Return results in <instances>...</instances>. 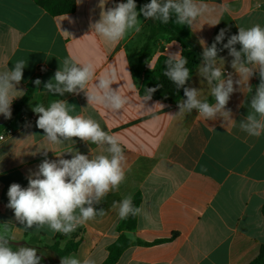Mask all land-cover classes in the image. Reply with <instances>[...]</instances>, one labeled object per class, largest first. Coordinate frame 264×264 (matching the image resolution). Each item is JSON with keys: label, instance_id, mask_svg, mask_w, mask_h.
Here are the masks:
<instances>
[{"label": "crops", "instance_id": "obj_1", "mask_svg": "<svg viewBox=\"0 0 264 264\" xmlns=\"http://www.w3.org/2000/svg\"><path fill=\"white\" fill-rule=\"evenodd\" d=\"M74 2L73 12L52 15L37 0H0V72L12 69L17 60H26L18 86L21 92L11 106L12 117L0 115V128L9 123L14 129L11 136L0 140V231L6 224L8 236L15 237L9 242L13 250L34 247L48 264H60L50 247L56 243L61 249L62 235H53L47 228L36 231L35 226L24 231L25 225L16 221L14 211L7 207V193L12 183L26 188V177L45 158L55 160L56 155L66 152L63 158L70 159L67 152L73 150L91 156L106 154L104 148L79 138H72L73 144L61 145L49 144L43 138V130L36 126L38 114L32 109L38 103L47 107L53 100L62 99L75 106L73 114L91 116L105 131L116 134L127 159L125 181L97 206L104 208L105 215L75 231L76 248L67 256H88L96 264H103L108 246L124 233L131 241L147 244L125 248L114 264L251 262L264 245V135L249 137L222 117L205 122L195 110L176 115L184 93L176 103L151 98L144 102V108L139 93L141 77L133 70L150 69L158 57L181 53V43H190L201 56L186 86L200 89L201 99L214 103L210 86L198 73L203 51L199 41L203 38L211 46L219 31L227 29L226 43L227 37L238 34V27L264 26V0H205L213 11L198 18L193 27L177 25L175 16L162 24L141 14V31L115 44L92 33L90 27L101 17V0ZM121 2L126 0H105L103 10ZM146 3L150 0H136L137 11ZM145 43L149 44V54L139 62L138 52ZM236 47L239 50L240 45ZM68 57L80 64L92 63L97 77L115 68L119 79L112 87L127 95L129 104L113 113L88 105L84 92L63 96L48 93L44 84L54 82V73ZM218 58H223V65L218 63L225 75L232 73L234 80L239 79L228 50L220 52ZM37 78L41 80L39 87L33 83ZM248 83L252 91H235L226 105L237 123L250 111L251 97L260 83L258 74ZM27 90L29 98L19 103ZM136 193L146 216L136 217L134 229L119 231L120 217L113 202Z\"/></svg>", "mask_w": 264, "mask_h": 264}, {"label": "clouds", "instance_id": "obj_2", "mask_svg": "<svg viewBox=\"0 0 264 264\" xmlns=\"http://www.w3.org/2000/svg\"><path fill=\"white\" fill-rule=\"evenodd\" d=\"M104 2L101 0L100 19L90 27L92 33L112 44L120 42L130 33L141 31L142 22L138 18L141 14L145 19L162 24H168L175 16L177 25L193 27L198 18L213 11L205 0H150V3L140 7L139 12L136 0H126L107 10H103ZM227 31L221 29L211 46L203 38L199 41L203 51L198 73L210 86L214 103L201 99L200 89L186 86L191 73L186 67L188 60L180 52L167 53L163 75L177 89H183L185 99L178 102L179 112L176 115L191 114L195 110L205 122L222 117L228 123L238 125L239 130L247 136L259 138L264 135V26L255 24L247 28L238 27V34L227 37L224 43ZM236 45H240L239 50ZM225 49L232 57L231 67L239 79L234 80L232 73L226 76L224 67H221L224 61L218 58V54ZM25 67L26 60L20 59L12 69L7 67L0 72V115L5 119L12 117L11 106L14 99L19 97L17 93L21 92L18 86L23 79ZM256 74L260 83L251 97L250 111L245 119L237 123L226 105L235 91H252L248 82ZM118 79L119 73L115 68L97 77L92 63L80 64L68 57L63 59L61 67L54 73V82L49 80L44 88L48 93L60 96L84 92L88 105L101 106L110 112L119 113L129 104V97L122 94L119 88L112 87ZM33 83L39 87L41 80L37 78ZM234 85H242L243 88L237 89ZM156 90L152 88L145 91L142 107L145 108L144 102L151 100ZM32 110L38 114L36 126L43 130V138L49 144H73L72 138L75 137L105 149L106 154L95 156L73 150L67 152L71 153L70 159L63 158L66 152L56 155L58 159L55 160L45 158L37 170L26 177V188L18 183H12L9 187L7 207L14 211L16 221L25 225L24 231L35 226L36 231L47 228L53 235L59 233L68 236L89 221L105 215L104 208L97 206L110 192L118 191L125 181L126 155L116 134L105 131L91 116L73 114L75 106L69 105L66 100L55 99L47 107L38 103ZM2 139L4 137L0 136ZM43 154L46 157L47 151ZM112 206L118 210L121 220L130 216H146L143 206L134 205L131 196L114 201ZM7 233L8 227L5 224L3 231H0V264H41L42 256L37 254L36 248L20 246L13 250L9 242L15 240V237H9ZM60 264H96V261L88 256L79 259L75 255H68L62 256Z\"/></svg>", "mask_w": 264, "mask_h": 264}, {"label": "trees", "instance_id": "obj_3", "mask_svg": "<svg viewBox=\"0 0 264 264\" xmlns=\"http://www.w3.org/2000/svg\"><path fill=\"white\" fill-rule=\"evenodd\" d=\"M37 3L47 10L52 15L71 13L74 11L75 2L74 0H37ZM181 54L188 60L186 67L189 68L192 74L195 66L199 62L201 53L192 44L187 42L181 43ZM149 54V44L145 43L140 51L138 52L139 62L147 57ZM167 59L165 56L158 57L155 65L150 69L135 68L133 74L135 76L141 77V83L139 88V93L141 96L145 95L147 89L156 88L157 90L152 94V99H158L166 103H176L181 95L183 94V89H177L175 84L170 81L166 76L163 75L166 65L164 61ZM159 86V87H158ZM30 96V90H27L24 96L19 100V103L24 102ZM133 203L139 206L141 197L139 193L132 196ZM136 217H129L125 220L119 221L117 229L119 231H130L135 228ZM77 238V233L74 232L68 236L62 235L59 237L64 245L61 249L58 248V244L55 243L50 250L53 251L61 261L62 256H67V254L76 248V243L73 240ZM164 240H158L156 242H162ZM133 244H147L141 241L135 240L131 241L124 233H121L117 239L108 246V255L103 264H114L119 258L122 251ZM248 264H264V245L260 247L259 253L256 258H254Z\"/></svg>", "mask_w": 264, "mask_h": 264}, {"label": "built area", "instance_id": "obj_4", "mask_svg": "<svg viewBox=\"0 0 264 264\" xmlns=\"http://www.w3.org/2000/svg\"><path fill=\"white\" fill-rule=\"evenodd\" d=\"M24 119V116H20V121ZM14 133V129L10 126L9 123H5L1 128H0V136H3L4 139L8 136H11ZM3 140V139H2Z\"/></svg>", "mask_w": 264, "mask_h": 264}, {"label": "rangeland", "instance_id": "obj_5", "mask_svg": "<svg viewBox=\"0 0 264 264\" xmlns=\"http://www.w3.org/2000/svg\"><path fill=\"white\" fill-rule=\"evenodd\" d=\"M138 18L140 19V17H138ZM51 252H53V251H51ZM53 253H54V252H53ZM41 262H43L44 264H48L46 258H44V257H42Z\"/></svg>", "mask_w": 264, "mask_h": 264}]
</instances>
